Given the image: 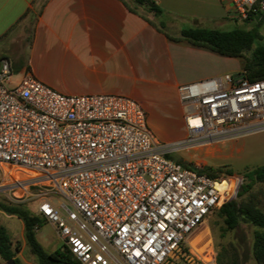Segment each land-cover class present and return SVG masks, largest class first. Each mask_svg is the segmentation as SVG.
I'll list each match as a JSON object with an SVG mask.
<instances>
[{
  "label": "built area",
  "instance_id": "built-area-1",
  "mask_svg": "<svg viewBox=\"0 0 264 264\" xmlns=\"http://www.w3.org/2000/svg\"><path fill=\"white\" fill-rule=\"evenodd\" d=\"M230 2L236 21L264 11V0ZM179 97L187 134L160 141L136 99L63 94L30 72L16 81L0 57V196L34 203L82 264H217L191 237L243 176H210L170 156L263 132L264 79L243 69L182 84Z\"/></svg>",
  "mask_w": 264,
  "mask_h": 264
},
{
  "label": "crops",
  "instance_id": "crops-1",
  "mask_svg": "<svg viewBox=\"0 0 264 264\" xmlns=\"http://www.w3.org/2000/svg\"><path fill=\"white\" fill-rule=\"evenodd\" d=\"M155 1L173 37L185 28L221 29L234 21L230 0ZM128 3L0 0V57L11 60L16 81L30 72L63 94L132 97L147 110L156 137L177 141L187 134L179 86L240 71L241 65L238 57L171 39L156 27L159 18L147 14L151 23ZM0 264H6L1 254Z\"/></svg>",
  "mask_w": 264,
  "mask_h": 264
},
{
  "label": "trees",
  "instance_id": "trees-1",
  "mask_svg": "<svg viewBox=\"0 0 264 264\" xmlns=\"http://www.w3.org/2000/svg\"><path fill=\"white\" fill-rule=\"evenodd\" d=\"M128 7L134 13L139 14L151 22L147 14H153L159 18L156 27L165 32L171 39H186L194 44L202 45L229 57H243L246 62L244 69L252 80L264 79V45L255 46L258 35L250 29L237 27L231 31L208 28H185L180 37H173L166 32L167 24L160 17L164 10L155 0H128ZM264 20V11L261 22ZM152 23V22H151ZM247 56V53H250ZM203 172L210 176H217L220 170L211 167L203 168ZM232 175V172H228ZM243 182L240 184L235 198L224 201L218 207V213L224 219V228L227 231L237 229L241 220H244L257 229L254 231V258L257 264H264V209L260 207L253 196H246L253 187L254 182H264V164L244 173ZM0 209L19 217L24 223L25 240L31 252L37 257L39 264H82L75 254L64 243L55 251L48 252L37 237L38 230L45 225L47 220L40 214L31 212L19 204L8 203L0 200ZM20 246L12 240L7 228L0 224V254L7 261L15 258L17 264H22L17 256ZM218 264H241L237 249L230 251L222 248L217 255Z\"/></svg>",
  "mask_w": 264,
  "mask_h": 264
},
{
  "label": "rangeland",
  "instance_id": "rangeland-1",
  "mask_svg": "<svg viewBox=\"0 0 264 264\" xmlns=\"http://www.w3.org/2000/svg\"><path fill=\"white\" fill-rule=\"evenodd\" d=\"M237 27L252 30L258 35L255 46L264 45V20L261 22L258 20L244 22L234 20L225 26H221V30L231 31ZM170 31L173 32L174 30ZM250 54L251 52L247 53V56H250ZM235 62L238 64V67L241 65L240 71L231 72L237 79L241 76L246 60L243 57H238L235 58ZM157 139L162 141L158 136ZM207 149H211L212 152L208 153ZM170 157L191 167H211L220 170L217 173L228 174V172H232L233 174H241L242 176L245 172L264 164V131L224 140L197 149L177 151ZM227 183L228 186H232L231 180H227ZM246 196H253L258 205L264 209V182H254L252 189ZM0 200L9 203L4 196H0ZM19 205L36 213L34 203ZM69 206L71 210H74L70 204ZM0 224L7 228L14 243L20 246L17 255L21 259L22 264H39L37 257L31 252L26 243L23 222L18 217L9 218L6 214L0 213ZM224 226V219L217 209L193 233L191 237L193 251L197 255H207L208 251L212 248L217 258L222 248H229L230 251H233L235 248L240 255L241 264H257L253 250V233L257 228L244 220H241L240 226L232 231L225 230ZM201 232H205L207 235L203 239L195 238ZM37 237L48 252L55 251L64 244L56 226L52 223L43 225L38 230ZM170 264H184V262L179 260Z\"/></svg>",
  "mask_w": 264,
  "mask_h": 264
},
{
  "label": "water",
  "instance_id": "water-1",
  "mask_svg": "<svg viewBox=\"0 0 264 264\" xmlns=\"http://www.w3.org/2000/svg\"><path fill=\"white\" fill-rule=\"evenodd\" d=\"M262 16V13H259L258 16H257V20H259ZM7 264H17L15 258H12L10 260L7 261Z\"/></svg>",
  "mask_w": 264,
  "mask_h": 264
}]
</instances>
